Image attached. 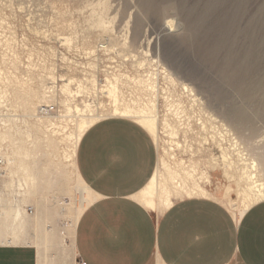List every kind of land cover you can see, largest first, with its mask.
Wrapping results in <instances>:
<instances>
[{
	"label": "rangeland",
	"instance_id": "374dc122",
	"mask_svg": "<svg viewBox=\"0 0 264 264\" xmlns=\"http://www.w3.org/2000/svg\"><path fill=\"white\" fill-rule=\"evenodd\" d=\"M100 17L105 19L107 31L94 26ZM72 24L79 28L81 47L88 44L82 43L86 37L90 38V44L109 39L118 50L129 48L146 58H159L192 85L203 100L195 101L180 82L170 83L157 65L140 68L144 74L160 71V127L159 137L154 136L159 146L163 180L172 188L167 169L160 163L162 157L173 166L180 157L187 162H198L201 168L211 171L212 183L207 186L210 194L219 196L230 209H233L229 203L231 198L239 201L237 182L229 181L220 168L213 167L212 157L220 153L218 144L212 139L206 146L201 142L204 135L216 131L215 124L219 125V138L220 131L227 137L235 135L240 139L245 157L256 158L260 163L259 176L264 181V164L261 163L264 159V0H0V243H15L13 236L18 223L13 224V214L19 207L30 222L26 227V241L37 244L39 264H76L74 235L70 233L95 195L89 188L81 201L83 180L78 171H73L66 155L74 147L79 121L91 112L86 105L91 103L101 112L102 105L110 102V98L98 90L94 79L99 84L106 82L107 67L112 71L122 65V71L132 76L137 69L120 53L100 50L89 58L83 47L66 48L63 33L58 34L62 30L67 34L72 32ZM111 56L116 60L109 59ZM89 59H97L99 67L90 66ZM71 60L82 63L69 68ZM225 62L229 63V69L242 68L233 81L222 67ZM67 73L75 77L70 84L72 92L62 89L68 81L62 75ZM122 78L121 87L130 97L134 83ZM253 79H262L263 84L253 97H245L239 85ZM30 85L48 93L51 101L40 100L42 96L35 100L34 111H28L24 102ZM167 92L170 99L181 100V116L166 100ZM68 100L72 111L65 110ZM46 103L53 105L50 114L39 110L40 105ZM234 106L246 107L247 122L241 124L231 117L227 111ZM212 113L217 120L212 121ZM107 115L111 113L105 110L103 116ZM201 116L209 121V134L197 122ZM166 118L179 126L181 139L187 136L194 150L177 148V158H174ZM49 119L56 124L49 125ZM164 147L169 148V152ZM28 151L29 157L23 156ZM8 157H13V161ZM22 160L42 168L38 189L21 185L24 182L20 169ZM55 178H59L58 183L51 185ZM159 193L160 188L153 195L141 193V196L144 202L145 197L153 198L152 207L161 210ZM28 205L33 206L29 216L25 210Z\"/></svg>",
	"mask_w": 264,
	"mask_h": 264
},
{
	"label": "crops",
	"instance_id": "0c3cea01",
	"mask_svg": "<svg viewBox=\"0 0 264 264\" xmlns=\"http://www.w3.org/2000/svg\"><path fill=\"white\" fill-rule=\"evenodd\" d=\"M76 165L95 195L77 220L76 264H264V198L239 217L214 194L179 195L161 210L144 202L159 146L136 118L93 122ZM0 264H39L37 244L0 243Z\"/></svg>",
	"mask_w": 264,
	"mask_h": 264
},
{
	"label": "bare ground",
	"instance_id": "6f19581e",
	"mask_svg": "<svg viewBox=\"0 0 264 264\" xmlns=\"http://www.w3.org/2000/svg\"><path fill=\"white\" fill-rule=\"evenodd\" d=\"M20 4H21V2H20ZM60 13H64V11H60ZM63 23L65 24V22H63ZM105 23H106L105 19L103 17H100L99 20L97 21V23L94 24V26L100 27L104 31H107L108 28H107V26H105ZM71 29H72L71 30L72 32H69V34H67V32H64V30L60 31L58 34V35H60L63 33L62 42L66 48L82 49V47H83L86 54L87 53L89 54V56H90L89 58H91V56H93V55H96L98 53V51H100V50H107V53H111V52L120 53L122 55V58L125 57L128 60H131L132 66L135 69H137V73L134 76H132L131 73L128 74V73L122 71V68H121L122 65H120V68H117L116 70H112V71H110V69L107 67L106 73H105L106 74V82L99 84V81H97L96 78L94 79L95 83L98 84V87H97L98 90H100L101 93L106 94L110 98V102L108 105L107 104L102 105L103 110L101 112L98 108H93L90 102H89L90 103L89 105L88 104L86 105L90 108L91 112L87 113V116L83 117L79 121V124H78L79 132L75 134L76 136H75L74 147L66 155V159L68 160L69 165L73 166L74 172L77 171L76 154H77V147H78V143L80 141V138H81L82 134L84 133V131L93 122H95L96 120H98L99 118H101L104 115L105 110H108V112L111 113V115H123V116L134 117L137 120H139L142 124H144L153 133V135H155L157 138L159 137V127H160L159 96H160V93L162 91V89H161L162 86L160 84V76H159L160 71H149L146 74L142 73L140 68L145 67L147 64L148 65L150 64V67L157 65V69L162 68L161 71L163 72V77L165 79H167L170 83H172L174 85L175 84L177 85V83L180 82V84L183 86V88L189 92V94L193 97V99L195 101L200 100L203 102L201 97L195 91V88L192 85H190L187 81L181 79L180 76H178L171 68H169L166 64H164L161 61V59H159V58L155 59L154 57H147L146 58V57L142 56L140 53L134 52L133 49H129V48L128 49L124 48V49L118 50L114 46L115 43L111 42V44H110L109 39L103 43L102 42L100 43V41H98L97 43L94 42L93 44H90L91 43L90 38L86 37L83 39L84 41L82 43L85 42L88 44L81 47L80 42H79L81 40L78 39L79 28H77L76 24H72ZM37 30H39V29H37ZM135 40H137L136 35H135ZM126 42L127 41L125 40L124 43H126ZM64 57H66V56L64 55ZM95 58H96V56H95ZM66 59H68V57H66ZM109 59H115V58H114V56H111V57H109ZM77 62L82 63V61H79V60L78 61L77 60H75V61L71 60V63L68 65L69 68H71V66L73 64L77 65L78 64ZM88 63L93 68L99 67V65H98L99 63L97 62V59H89ZM228 64L229 63L225 62L222 67L227 71L228 75L226 73V76H228V79L230 81H233L234 75H238L241 72L242 68H239L237 66V67L229 69ZM110 66H112V65L109 64V67ZM154 69H156V68H154ZM62 76H64L63 77L64 80H66V81L68 80L67 82H64L62 89H64L65 91L67 90L68 92H72V90L70 88V84L72 82H74L75 77L70 73L69 74L68 73L63 74ZM121 77H124L126 79H130L134 83V90L132 91V93H130L131 94L130 97L126 96V93L123 90L124 87H121L122 85L120 82H121V80L123 81V78L121 79ZM39 78H40V76H39ZM53 78L55 79V77H53ZM80 79L82 80V78H80ZM79 82H80V80H79ZM42 83L44 84V82H42ZM126 84H130V82L129 83L127 82ZM262 84H263L262 79H255V80L253 79L250 82L246 83V85H243L241 83L239 85V89L241 90V93L245 97L251 98V97H253L255 90ZM168 92H170L169 88H168ZM55 93H57V92H55ZM47 94L48 93H46V92L42 93L40 91L39 87H36L34 85H30L28 88V91H27V96L25 97V102H24L25 108L28 111H34V108L36 107L35 106V100L40 98V97L42 98V96H43V99H40V100H44L45 102L51 101V99L49 98L50 95H47ZM51 94L53 95V97H56V95L54 93H51ZM170 94L173 95V93H170ZM165 97H166V100L169 102L170 106L172 108L174 107L173 109H176L177 114L180 115V113L183 111V109L179 110V108L181 107V104H182L181 100L177 101L176 99H170L169 93L167 95L165 94ZM65 105H66L65 110L72 111L73 106L69 100L65 103ZM75 105H76L78 110H81V108L78 104H75ZM40 107H41V105H40ZM89 108H87L88 111H89ZM82 109H84V108H82ZM245 109H246V107H245ZM245 109H243L240 106H234V107L228 109L227 112L231 115V117L236 122L242 124L243 122H247V120H248ZM39 110H40V108H39ZM50 111L51 110H48L47 113L50 114ZM211 118H212V121L217 120V116H214V113H212ZM40 119H42V117H40ZM198 120L199 121H197V122L200 124V126L204 129V131L206 133H208V123H209L208 119H205L203 116H201V117H199ZM49 121H50L49 125L55 123L52 119H49ZM180 121L182 122V119H180ZM190 124L191 123L189 122V125ZM166 126H167V131L169 132V135H170L169 144H170V148L173 150L172 153L174 154V158H177L176 157L177 155L175 154V151L177 148H181V149H185V150H188V149L194 150V148H193L194 144L189 140V138L187 136L183 140L181 139L180 128L177 124H173L172 122H170L166 118ZM213 129H215L216 131H214V133L212 135H207V134L204 135V140H202L201 142L204 146H206V143L210 142L211 141L210 139H212L214 143L218 144V146L220 148V153L218 155H213V157H212L213 167L214 168H220L223 171V176H225L229 181H236L237 182L239 201L234 199V198H231L229 203H230L231 207L233 208L231 210L234 212V214L237 217H239L253 203L264 198V181L259 176L260 163L256 160V158H251V160H249V158L247 156L245 157L244 146L242 145V142L240 141V139L237 136L234 135V137H227L224 133L219 131V134H220V138H219L217 135L218 134L217 130H219V125L217 126L215 124L213 126ZM210 137H212V138H210ZM227 142H229V144ZM164 149L169 152V148L164 147ZM245 150H246V148H245ZM192 153H194V152H192ZM29 154L30 153L28 151V152H25V154L23 156L27 155L29 157ZM14 158H15V156H14ZM161 159L162 160L160 161V163L163 165V167H165L167 169L169 182L172 183L174 188H172L168 184L167 180H163L164 179V173L161 171L160 166H158V168H157L154 176L152 177L151 181L142 190V194L144 196H146L147 194L153 195V193L158 192V190L160 188V193H159L160 204L163 207H167L173 203L175 197H177L178 195H180L182 193H185L186 195H210V192L208 190L209 188H207V186L212 183V174H211L210 170H208L207 168H201V164H199L196 161L192 160L190 162H187L186 159L181 158V157L178 159L179 162H177V164L174 166L171 163H168L166 161L165 157H162ZM8 160L13 161V157H10V158L8 157ZM261 163L264 164L263 158L261 160ZM20 169L22 171L21 173H22L23 179H24V182H22L21 185L22 186L25 185L24 188L27 187L28 189L32 188L33 186L34 187L36 186V188L38 189V187H39L38 186V179H39L40 174L43 171L42 168L38 164L31 165V163L28 160H22L21 164H20ZM58 181H59V178H55V179H53L52 182H50V184L55 185L58 183ZM36 183H37V185H36ZM80 188H81V201H82L85 198L86 190H89V187L86 185V183H84V181H82V183L80 184ZM26 192H28V190ZM145 200H146L147 204H149L150 206L155 205V200L153 198L145 197ZM56 203H58V202H56ZM25 210H27V209L25 208ZM0 214H1V210H0ZM15 223H18V226L14 230V236H13L14 240L13 241L15 243H18V244L30 242V241H26V239H27L26 238V234H27L26 233V227L30 224V222H28L27 219L25 218V216H23V212H22L21 208H19V207L14 209L13 224H15ZM76 224H77V222L74 224V227L71 230L70 234H72V235H74V233H75Z\"/></svg>",
	"mask_w": 264,
	"mask_h": 264
},
{
	"label": "built area",
	"instance_id": "2783aa9c",
	"mask_svg": "<svg viewBox=\"0 0 264 264\" xmlns=\"http://www.w3.org/2000/svg\"><path fill=\"white\" fill-rule=\"evenodd\" d=\"M53 109L54 108H53V105L52 104H43L40 107V111L42 113H47L48 110L53 111ZM27 210L32 212L33 211V206L28 205L27 206ZM79 264H87V262L85 260H80Z\"/></svg>",
	"mask_w": 264,
	"mask_h": 264
}]
</instances>
